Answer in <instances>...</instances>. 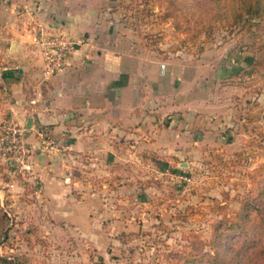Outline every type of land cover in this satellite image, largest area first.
<instances>
[{
  "label": "rangeland",
  "instance_id": "obj_1",
  "mask_svg": "<svg viewBox=\"0 0 264 264\" xmlns=\"http://www.w3.org/2000/svg\"><path fill=\"white\" fill-rule=\"evenodd\" d=\"M62 1L0 0V10L16 12L32 29L35 11L60 9ZM82 1L185 68L196 79L191 95L202 96L199 104L212 113L207 119L227 124L160 141L183 154L103 161L71 155L68 141L52 134L36 136L31 143L46 153L38 170L62 162L76 181L67 188L69 203L57 204L42 175L35 188L28 173L0 164V217L8 218L0 256L22 264H211L208 255L224 257L249 233V217L264 222V15L236 24L216 20L211 0ZM14 36L0 23V71Z\"/></svg>",
  "mask_w": 264,
  "mask_h": 264
},
{
  "label": "crops",
  "instance_id": "obj_2",
  "mask_svg": "<svg viewBox=\"0 0 264 264\" xmlns=\"http://www.w3.org/2000/svg\"><path fill=\"white\" fill-rule=\"evenodd\" d=\"M80 1L63 0L62 8L53 5L48 11L41 6L32 29L16 12L0 10V23L15 35L9 65L0 71L6 93L0 120L13 115L26 127L30 144L47 129L59 143L68 141L74 150L71 155L101 161L105 156L136 152L183 154L160 141L183 140L227 124L224 118L216 126L207 119L212 113L199 104L202 96L191 95V81L196 79L190 80L185 68L149 50L119 20L112 22L109 11ZM39 25L74 41L67 65L53 75L45 74L44 58L32 45ZM34 97L37 103L31 104ZM44 150L36 148L37 161L45 156ZM65 168L62 162L48 161L39 169L46 193H53L57 204L69 203L67 188L76 181Z\"/></svg>",
  "mask_w": 264,
  "mask_h": 264
},
{
  "label": "built area",
  "instance_id": "obj_3",
  "mask_svg": "<svg viewBox=\"0 0 264 264\" xmlns=\"http://www.w3.org/2000/svg\"><path fill=\"white\" fill-rule=\"evenodd\" d=\"M34 33L32 45L39 49L45 61V74L53 75L63 70L67 65L68 56L74 49V41L64 34L48 32L46 27L39 25ZM37 103V97L31 99V104ZM26 127L18 122L13 115H6L0 122V164L18 168L26 174L35 188L40 187L41 173L37 167L35 156L36 146L28 142ZM42 138L48 137V130L39 132ZM17 170V171H18ZM16 173V171H15ZM29 181V180H28ZM11 186H14L11 184Z\"/></svg>",
  "mask_w": 264,
  "mask_h": 264
},
{
  "label": "trees",
  "instance_id": "obj_4",
  "mask_svg": "<svg viewBox=\"0 0 264 264\" xmlns=\"http://www.w3.org/2000/svg\"><path fill=\"white\" fill-rule=\"evenodd\" d=\"M209 3L213 5L211 11L215 12V19L226 23L249 24L254 18L264 15V0H211ZM211 11L208 10L209 13ZM197 22L200 27L208 26L206 21ZM7 221V215L4 214L0 217V226L5 227ZM248 224L251 230L232 246L229 254L221 257L220 252L215 251L214 255H208V261L211 264H264V222L249 217ZM0 264L22 263L0 256Z\"/></svg>",
  "mask_w": 264,
  "mask_h": 264
},
{
  "label": "water",
  "instance_id": "obj_5",
  "mask_svg": "<svg viewBox=\"0 0 264 264\" xmlns=\"http://www.w3.org/2000/svg\"><path fill=\"white\" fill-rule=\"evenodd\" d=\"M28 126H31V120H29V122H28Z\"/></svg>",
  "mask_w": 264,
  "mask_h": 264
}]
</instances>
